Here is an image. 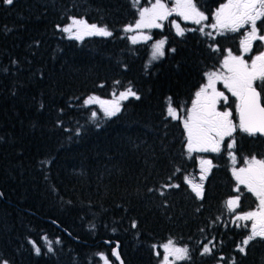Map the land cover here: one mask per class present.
<instances>
[{"label":"trees","instance_id":"trees-1","mask_svg":"<svg viewBox=\"0 0 264 264\" xmlns=\"http://www.w3.org/2000/svg\"><path fill=\"white\" fill-rule=\"evenodd\" d=\"M150 1L0 0V264H102V253L118 264L115 242L125 264H162L156 248L169 240L188 248L189 259L175 264H240L225 206L230 160L214 154L205 197L197 198L185 183L197 155L167 106L171 98L186 111L225 53L241 52L249 26L217 34L207 25L227 0H197L208 21L184 23L183 36L171 22L153 29L166 40L165 55L153 60L152 44H133L125 31ZM72 18L112 35L70 39L62 29ZM201 26L204 33L187 30ZM128 87L140 99L126 100L114 117L94 118L84 105ZM236 138V156L264 157V139ZM205 246L211 254H202ZM243 258L264 264V243Z\"/></svg>","mask_w":264,"mask_h":264},{"label":"snow or ice","instance_id":"snow-or-ice-1","mask_svg":"<svg viewBox=\"0 0 264 264\" xmlns=\"http://www.w3.org/2000/svg\"><path fill=\"white\" fill-rule=\"evenodd\" d=\"M4 3L11 5L13 0H3ZM175 14L185 22H191L196 25H203L209 17L198 7L197 0H175L173 7H169L164 0H154L150 7H144L139 11V19L135 22V27H127L126 32H132L143 29L162 28V21L167 20ZM214 23L207 25L217 34L223 35L225 32H238L245 28L244 38L240 41V47L244 55L252 52L254 41H264V34L258 29L257 22L264 21V0H227L220 5L214 14ZM175 23V22H173ZM178 35H184V29L178 23H175ZM264 28V24L261 25ZM188 31L199 30L204 33V26L199 29H187ZM63 32L69 34L70 39L82 41L85 36L109 37L112 32L106 27H99L96 24H89L83 19H71L68 26L63 27ZM212 36L211 32L205 33ZM133 44L140 41L151 40L150 35H139L130 37ZM165 40H160L152 45V59L156 60L165 55ZM175 51V49H172ZM244 55L233 54L228 51L221 65L223 71L207 73V83L204 84L196 93V98L192 102L191 109L183 119V128L186 133V147L189 154L200 152L220 153L222 145L226 138H231L227 143V149L236 147L234 133L239 130L248 136L257 135L264 137V103H262V92H264V50L254 55L249 63ZM223 82L224 87L228 89L232 97L236 98L235 112L238 117V123L234 122L233 111L231 109L218 110L217 105L220 101L229 102V97L223 92L218 91L216 83ZM259 81L260 84H256ZM116 83H119L117 81ZM102 86V85H101ZM259 89V90H258ZM134 97L139 100L140 97L131 87L121 91L118 95L114 92L111 100L101 99L98 96H89L84 105H98L106 117H114L121 112L122 101ZM167 106V116L173 120L180 119L178 111L170 103ZM96 117V112L92 113ZM233 164L236 163V156L231 154ZM243 167L239 169L233 167V176L236 179V191L239 192V185H243L249 193H252L258 200V206L254 211H248L236 216L237 221H251L250 235L242 241L247 246L250 241L257 237L264 239V158L258 159L256 156L245 158ZM201 165V183L185 177V183L190 186L191 191L197 198H204V187L202 181L205 180L208 171L213 167L212 161L207 159L200 160ZM170 187L179 188L180 185L172 184ZM163 194V193H161ZM230 212H235L239 207L240 198H230L226 202ZM135 227V224H133ZM46 239V238H45ZM56 243H60L59 240ZM37 255L41 254V249L33 245ZM48 251L53 249L49 245ZM211 249L207 246L203 248L202 254H211ZM240 252L245 251V247L239 248ZM162 264H175L176 261L189 259L187 247H176L173 241L163 245ZM113 255L119 260V253L114 250ZM171 258V259H170ZM4 264H7L5 261ZM105 264L108 261L105 260ZM121 264L123 262L121 261Z\"/></svg>","mask_w":264,"mask_h":264},{"label":"rangeland","instance_id":"rangeland-1","mask_svg":"<svg viewBox=\"0 0 264 264\" xmlns=\"http://www.w3.org/2000/svg\"><path fill=\"white\" fill-rule=\"evenodd\" d=\"M152 2H154V0H152V1H150L147 5H145L144 7H150L151 6V3ZM167 4V3H166ZM174 4H175V0H174V2L170 5H168L169 7H173L174 6ZM144 7H142V8H144ZM142 8L140 9V10H142ZM139 10V11H140ZM76 19H79V18H76ZM139 19V12H138V17H137V19H136V21ZM84 20V19H83ZM86 21V20H85ZM135 21V22H136ZM87 22V21H86ZM135 22L133 23V24H130L129 26H131V27H135ZM172 23V25H173V27H174V29L176 30V27H175V23H178L179 25H180V27L182 28V29H184L185 30V26H183V24L184 23H189V24H193V23H191V22H185L182 18H180L179 16H176L175 14H173L172 16H170L167 20H165V21H162V24H163V29H164V27H165V24L166 23ZM173 22H175V23H173ZM71 23V22H70ZM69 23V24H70ZM88 23V22H87ZM212 23H214V20H213V22ZM68 24V25H69ZM68 25H66V26H68ZM203 25H205V22H203ZM129 26H127V27H129ZM246 26H248V25H246ZM126 27V28H127ZM205 27V26H204ZM153 29H155L154 31H156V30H158V29H160V28H153ZM153 29H143L142 31L141 30H137V31H132V32H126V34L128 35V37H129V39H130V37H132V36H134V35H136V36H139V35H141V34H143V35H150L151 37H152V39L151 40H148V41H140V42H138V43H136V44H139V43H144V42H149V43H151L152 45L155 43V42H158V41H160V40H162V39H158V38H156L155 36V32L153 31V33H151V31L153 30ZM249 29V27H247L246 28V30H248ZM216 31V30H215ZM245 33H246V31H245ZM68 36H69V34L68 33H66ZM261 34H264V31L261 33ZM86 37H89V36H85L84 38H86ZM163 40H165V39H163ZM130 41H131V39H130ZM259 40H257V41H254L253 42V48H252V50L255 48V45H256V43L258 42ZM132 42V41H131ZM262 42V45H263V47H262V49L261 50H264V41H261ZM165 45H166V40H165ZM260 50V51H261ZM260 51H258V52H251V53H249L248 55H244V53H243V51H242V49H241V52L240 53H238V54H236V53H234L233 52V54H236V55H244V58H245V60H247L249 63L251 62V58L254 56V55H256V54H259V52ZM164 52H165V46H164ZM227 53L228 52H226L225 53V55L223 56V58H222V60L219 62V67L217 68V69H213V70H211L210 72H217V73H219V72H221V71H223V69H222V67H221V65H222V63H223V59L227 56ZM151 58H152V49H151ZM207 83V75H206V80H205V82H204V84H206ZM257 83V82H256ZM203 84V85H204ZM132 88V87H131ZM216 88H217V90L218 91H221V92H223L226 96H228L229 97V102L228 103H224V101H220L219 103H218V105H217V108H218V110H225V109H231L232 111H233V109L235 110V103H236V98L235 97H232V95H231V93L228 91V89L227 88H225L224 87V84H223V82H221V81H218L217 83H216ZM127 89V88H126ZM126 89H124V90H120V91H117V92H115L117 95L121 92V91H125ZM132 90H133V88H132ZM134 91V90H133ZM101 99H106V100H111L112 98H113V94L109 97V98H103V97H100ZM131 98V97H130ZM126 101V100H125ZM125 101H122V106H123V103L125 102ZM90 106H93L94 108H95V112H96V115L97 114H102V115H104L103 114V112L100 110V108H99V106L98 105H90ZM192 106V105H191ZM191 106L186 110V111H184V110H178V109H176L177 111H178V114L180 115V120L182 121V126H183V119H184V117L186 116V114H187V112L191 109ZM174 108V107H173ZM121 109H122V107H121ZM183 113V114H182ZM105 116V115H104ZM233 119H234V122L236 123V119L233 117ZM179 120V119H178ZM184 132H185V130H184ZM185 136H186V133H185ZM187 148V147H186ZM224 149V145H222V150ZM207 153H210V154H215V156L216 155H218L219 153H213V152H200V153H192V155H194V154H196L197 155V161H196V172H195V174H191V175H189V176H187V178H189V179H193V180H195L196 182H199L198 181V179H199V175L201 174V165H200V160L201 159H207V160H211L212 161V165H213V167L211 168V171L215 168V162H214V159H213V156H205ZM230 163H231V168H232V173H233V167H235V168H237V169H239L240 167H243V165H244V163L243 162H238V160H237V158H236V163H235V165L233 164V161H232V159L230 160ZM210 171V170H209ZM209 171H208V173H209ZM207 173V174H208ZM256 210V209H255ZM254 211V210H253ZM171 241H173V243H174V245L176 246V247H184V246H180V245H178V243H176V241H174V240H171ZM169 241H166V242H164V243H162V244H160V245H158L157 246V252H158V255L160 256V258H161V261L163 260V255H164V252H163V245L164 244H166V243H168ZM171 259V258H170ZM101 260H102V264H105V260H107L108 261V264H112V262H111V260H110V258L108 257V255L106 254V253H102L101 254ZM177 262V261H176ZM175 262V263H176ZM217 264V263H216Z\"/></svg>","mask_w":264,"mask_h":264},{"label":"flooded vegetation","instance_id":"flooded-vegetation-1","mask_svg":"<svg viewBox=\"0 0 264 264\" xmlns=\"http://www.w3.org/2000/svg\"><path fill=\"white\" fill-rule=\"evenodd\" d=\"M245 30H246V28H245ZM262 47H263V45H262ZM262 47H260V48L262 49ZM253 52H258V51H253ZM196 93H195V95H194V97L192 99V102L196 98ZM191 105H192V103L190 104V106ZM233 117L236 119V123H238V117H237V114H236L234 109H233ZM239 133L241 134L242 137H245V136L248 137V138L252 137V136H248L246 133H242L239 130H237V132L234 133V137H235L237 146L240 144V141L238 142V140L236 138V135L239 134ZM253 138H255V139H264V137L259 136V135L255 136ZM230 140H231V138H226L225 139V141H224V149L221 150V152L218 154V155H220V154L223 155V152H224V156H225V158H227V160L228 159L231 160L230 153L235 155L233 149H227L226 148V145H227V143L230 142ZM238 151H240L239 147H238ZM225 153H226V155H225ZM205 156H214V154L207 153ZM238 156H236L238 162H243L245 158H251L253 155L244 156V157H240V156L238 157ZM257 158L260 159V158H264V157H257ZM243 166H245V165H243ZM231 172H232V168H231ZM211 173H212V171L210 169L209 173L206 175L205 180L202 181L203 187H204V197H205V194H206V189H207V187L210 184V174ZM200 175H199V179H198L199 182H197V183H201ZM232 176H233V173H232ZM233 180H234V184L232 185V192H231L232 194L226 199V202L230 198H235V197L239 196L240 204H239V207L236 208L235 212H230L228 210V208H227V204L226 203H225V206H226L227 213H230V215H231L230 216V223L232 224V227H235V229H236L235 234H236V236L239 237L238 241H236L237 239L235 241H233V242L231 241L230 247L233 246L232 248L234 250V256L236 257V258H234V257H232V258H233V261H235L234 259H237V258L239 259L240 258V264H241L243 262V260H244L243 257H246V258L248 256L250 257L252 252L255 250V247H257V245L259 243H261V242L264 243V239H261V238L257 237L256 239L250 241L247 246H244L242 244V241L244 239H246L248 235H250L252 222L251 221H237L236 220V216L239 215V214H243L245 212H248V211L255 210L257 208V206H258V200L256 199V197L252 193H249L247 191V189L243 185H239L240 191L237 192L235 190L236 187H237V182H236V179H235L234 176H233ZM230 247L227 246V248H230ZM240 247H245V251L243 253L239 251ZM220 252H222V250H220ZM223 255H225V254H223ZM222 259L224 260L225 258L222 257Z\"/></svg>","mask_w":264,"mask_h":264},{"label":"water","instance_id":"water-1","mask_svg":"<svg viewBox=\"0 0 264 264\" xmlns=\"http://www.w3.org/2000/svg\"><path fill=\"white\" fill-rule=\"evenodd\" d=\"M56 225H58L59 227H60V225L59 224H57L56 223ZM118 245H119V243H117ZM115 250L119 253V256H120V259L119 260H117L116 259V256L114 255V258H115V260H116V262L118 263V264H121V261L123 262V264H125V262H124V260L122 259V256H121V254H120V251H119V248L118 247H116L115 248Z\"/></svg>","mask_w":264,"mask_h":264},{"label":"bare ground","instance_id":"bare-ground-1","mask_svg":"<svg viewBox=\"0 0 264 264\" xmlns=\"http://www.w3.org/2000/svg\"><path fill=\"white\" fill-rule=\"evenodd\" d=\"M117 243H118V242H115V243H114V245H115L114 250H115L116 247H118V248H119V251H120V244L118 245ZM106 245L110 247V246L112 245V243H111V242H106ZM114 250H113V251H114ZM113 257H114V255H113Z\"/></svg>","mask_w":264,"mask_h":264}]
</instances>
